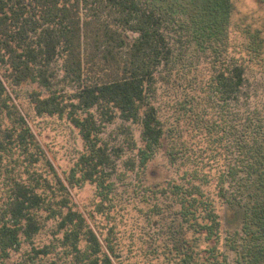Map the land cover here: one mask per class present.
<instances>
[{
	"label": "trees",
	"instance_id": "trees-1",
	"mask_svg": "<svg viewBox=\"0 0 264 264\" xmlns=\"http://www.w3.org/2000/svg\"><path fill=\"white\" fill-rule=\"evenodd\" d=\"M159 2L0 0V147L4 145L1 136L10 134L9 127L3 129V120L12 116L5 78L14 85L33 82L48 89L47 95L32 93L37 114L66 115L79 130L86 151L69 173L71 183H96L102 195L112 189L108 180L119 154L101 132L117 112L126 121L141 123L139 157L140 165H145L164 134L154 103L157 74L170 65L176 41L183 44L191 38L188 24L176 22L171 15L173 7L167 10ZM58 61L60 68H55ZM245 62H227L207 87L221 108L217 127L223 133L214 141H227L217 175L219 195L241 208L244 215L242 229L229 237V246L237 249L243 264H260L264 260V73L262 80L254 82ZM57 82L74 87V93L54 89ZM21 136L25 138L26 133ZM204 181L208 183L209 178L204 176ZM59 182L65 188L61 179ZM169 185H173L181 216H201L206 222L193 226L206 231L208 240H218L219 215L201 185ZM44 203L42 195L30 187L15 186L0 220L1 260L19 249L23 240L31 241L39 233V211ZM55 214L52 211L49 218ZM59 218V230H66L61 245L69 246L81 260L91 259L90 264H114L81 213L70 207ZM82 236L87 242L84 249L79 246ZM55 248V244L33 247L35 255L30 259L48 256Z\"/></svg>",
	"mask_w": 264,
	"mask_h": 264
},
{
	"label": "rangeland",
	"instance_id": "rangeland-1",
	"mask_svg": "<svg viewBox=\"0 0 264 264\" xmlns=\"http://www.w3.org/2000/svg\"><path fill=\"white\" fill-rule=\"evenodd\" d=\"M159 1L167 10L173 7L171 15L176 22L188 24L191 38L186 42H191L177 40L170 65L157 74L154 103L164 134L145 165H140L139 157L143 147L140 122L126 121L117 112L103 125L101 137L119 154L107 195L100 194L96 183L69 181V173L86 146L66 115L37 114L32 93L47 95L49 90L33 82L14 85L4 78L12 116L3 120V129L9 127L10 134L1 136L0 220L17 184L41 194L45 203L39 211V233L31 241L23 240L0 264H90L91 259L81 260L69 246L60 244L66 230H59V215H65L70 207L85 217L103 253L114 264H243L237 249L230 248L229 237L241 231L244 215L241 208L219 195L217 175L227 141H214L223 133L217 127L221 108L207 86L224 64L234 61L246 60L254 82L263 79L264 0ZM60 64L58 61L54 67L60 68ZM62 74L57 71L59 78ZM53 88L74 93V87L64 83L57 82ZM170 183L201 185L219 215L218 240H208L206 231L193 226L206 222L201 216H181ZM164 188L167 191L163 193ZM52 211L58 214L49 218ZM54 244L56 248L48 256L31 261L33 247ZM79 246L86 248L84 236Z\"/></svg>",
	"mask_w": 264,
	"mask_h": 264
}]
</instances>
